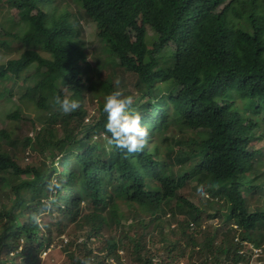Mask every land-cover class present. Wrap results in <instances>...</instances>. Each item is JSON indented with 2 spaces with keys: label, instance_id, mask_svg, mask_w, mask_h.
I'll use <instances>...</instances> for the list:
<instances>
[{
  "label": "trees",
  "instance_id": "trees-1",
  "mask_svg": "<svg viewBox=\"0 0 264 264\" xmlns=\"http://www.w3.org/2000/svg\"><path fill=\"white\" fill-rule=\"evenodd\" d=\"M8 1L20 17L1 16L0 52L4 48L19 57L0 63V85L13 80L8 94L16 91L18 103L32 108L34 116L9 115L25 131L18 140L0 130V188L8 189L11 200L0 210V250H6L0 264H18L17 259L35 264L31 253L48 248L54 230L62 234L64 221L81 219L80 230L88 234L75 244L79 255L64 250L68 264L82 259L122 264L119 247L130 252L134 264H152L154 258L163 264H249L253 250L264 261V165L254 163L261 150H248L256 126L242 123L241 112L242 106H252V115L264 113V7L248 0ZM80 12L97 27L104 43L101 56L119 52L123 57L119 37L127 28L134 32L136 59L123 57L126 62L118 66L131 73L123 94L134 97L133 108L151 134L148 146L134 157L107 144L103 105L119 89L93 65L81 82L87 69ZM138 16L153 35L152 49ZM161 58H168L173 69L162 71ZM17 82L21 88L16 90ZM85 86L90 103L97 104L91 122L81 100L80 109L67 115L53 103L57 95L77 99ZM188 133L195 150L182 148ZM165 144L177 148L168 151ZM25 153L49 160L21 167L17 157ZM52 175L62 183L55 192L47 187ZM201 184L211 196L209 205L217 208L209 217L224 209L223 222L230 224L235 240L226 230L200 228L202 209L185 190L196 194ZM237 184L251 189L247 199ZM216 185L230 188L221 200ZM254 200L263 206L250 209ZM33 214L48 216L43 227L33 223ZM91 237L98 242L94 253Z\"/></svg>",
  "mask_w": 264,
  "mask_h": 264
},
{
  "label": "rangeland",
  "instance_id": "rangeland-1",
  "mask_svg": "<svg viewBox=\"0 0 264 264\" xmlns=\"http://www.w3.org/2000/svg\"><path fill=\"white\" fill-rule=\"evenodd\" d=\"M249 3L253 2V5L260 8L264 7V0H248ZM9 1L8 0H0V19H2L3 14H9L10 17L14 21H18L19 17L18 14H16L15 9H10L7 5ZM63 8V7H61ZM82 14V12H80ZM1 21V20H0ZM137 22L140 26H142L147 31V38L146 43L149 49H152V33L150 32L149 26L146 24L145 20L141 17H137ZM81 27L83 28L82 35L80 36V50L83 52L84 56L86 57V60L84 63H86V74L82 73L81 76V82H85L86 75L89 72V68L91 65H93V68L97 71V73H101L104 75V77L109 78L107 81H109L111 84H113V88L121 90L123 93H125L126 89L130 88V85L132 83V76L131 73H127L125 75L126 71L122 69V66H118L120 63H124L126 61L122 60V58H128V59H136L135 54L132 52V46L135 42V35L134 32L131 29H128L125 31L124 34L120 35V41L119 44L121 46V53L124 54L123 57H119V52H111V53H105L103 56H101V48L104 46V43L100 41L97 38L98 30L96 25L91 21L84 17L82 14L81 21H80ZM172 44L169 43V47L172 48ZM19 57V53H13V52H7L4 48H2V51L0 52V63L6 62L9 59H14ZM84 63L80 64V66L83 68ZM121 65V64H120ZM78 66L79 70L81 67ZM161 70H171L172 63L168 58H161L160 62ZM91 74V72H90ZM23 74L22 76H24ZM119 80V85L116 84V81ZM91 80L88 82L90 83ZM13 80H10L8 82L3 83L0 85V130L5 129L8 133V135L12 136L13 140H18L24 136L25 131L20 129V124L16 121H13L9 118V115H14L15 113H18L19 118L26 119L27 117H33V109L29 108L25 105V108L18 103L19 95L15 91L13 95L8 94V90L10 86L12 85ZM87 82L85 84H88ZM163 84H159L158 87L161 89ZM21 88V84L17 82L16 90ZM60 89H64V85L59 86ZM180 90V86H177L174 90V94H176ZM173 94V95H174ZM79 96V95H78ZM77 100L82 101V108L86 112V119H89V122H91L92 114L95 115L94 108L96 107L95 104L90 103V94L88 93V88L85 86L84 92L80 94L79 97H77ZM235 101L238 104H241L242 102L238 99H235ZM252 109V106L250 107ZM244 108L242 106L241 112L243 115V121L242 123L247 122H253L256 126V132H255V138L250 140L248 145L249 151H255V150H261V156L254 161V163H259L263 161L264 165V113L260 114L259 112L257 114L252 115L251 110ZM39 128V127H38ZM197 133H201L200 129H195ZM61 132V131H60ZM175 129L171 131L172 136L176 135ZM96 137V136H95ZM186 143L182 144V148H185L187 150H195L197 143L195 141H189V133L186 134L185 137ZM97 140V139H96ZM166 146L165 149L175 150L177 146H170V145H164ZM198 151V148L196 149ZM60 156L56 157L53 161L58 162ZM49 160L48 158H46ZM18 164L21 167H24L27 165H35V166H42L43 163L47 164L45 160V157L41 155L31 154V153H25V154H19L17 157ZM44 168V167H43ZM57 168V167H56ZM31 175L28 176H22V179L30 178ZM54 177V175L51 176V179ZM214 189L220 191L218 195V200H221L222 197L226 196L229 193V186L225 187H215ZM239 193L244 196V198L247 199V195L251 189L248 187H244L241 185H238ZM8 191V189H7ZM6 188L2 187L0 188V210L8 208L11 205V200L9 199V194L7 193ZM186 196L193 204L200 207L202 209V224L201 229L206 230V232H214L217 231L218 234L224 233V230H226L228 237L233 238L235 240L237 238L236 234H232L234 232H231L228 230V226L230 224H224L223 220V214H225V210L221 209L219 214L211 218L209 216H212L214 213H216V206L215 205H209V202L212 200L211 196L204 192V194H194V192L189 189L185 190ZM208 196V197H207ZM263 206V203L260 201H255L251 203L250 209L256 207ZM42 219H48V216L45 215H39ZM80 222H82V219L79 220L74 224H69V221L63 222V233L60 234L56 230L52 233V241L48 248L40 249L39 251H34L31 253V256L35 258V264H68L67 259V253L64 252V250L67 248L70 252H76L77 255L80 254V249H76L75 244H79L81 240L84 238V235L86 236L88 232L86 233L82 232L80 229V225H78ZM3 226V223L0 222V228ZM173 227H175V224H173ZM1 230V229H0ZM231 232V234H230ZM105 236L110 235L108 230H105L103 232ZM153 237L155 238L156 235L154 234ZM199 240V239H198ZM77 241V242H76ZM88 244L90 245V248L93 249V253L97 252V238L94 239V237H91L88 241ZM248 248H250L248 246ZM251 250V248H250ZM6 252L5 249L3 251L0 250V258L4 259V253ZM254 256H252V261L249 264H264L263 260H259V250H253ZM118 254L121 259L122 264H134L131 261V255L130 252L125 249L119 247ZM10 258H15L14 256L10 255L8 256ZM14 262L19 264V259L15 260ZM163 261L161 259L154 258L152 260V264H163ZM109 264H115V261H112V259L108 260ZM9 264V263H6ZM182 264H188L186 260L182 261Z\"/></svg>",
  "mask_w": 264,
  "mask_h": 264
},
{
  "label": "clouds",
  "instance_id": "clouds-1",
  "mask_svg": "<svg viewBox=\"0 0 264 264\" xmlns=\"http://www.w3.org/2000/svg\"><path fill=\"white\" fill-rule=\"evenodd\" d=\"M55 0H53V4ZM43 11H47L46 8ZM36 14V11H33ZM18 14V13H16ZM119 85V80L116 81ZM53 103L64 114L76 112L81 107V102L77 99L54 97ZM134 97L132 95H124L121 90H114L105 97L103 111L107 115L105 131L107 134V144L115 149L124 152L126 157L142 153L148 146L151 134L149 128L143 125V116L141 112L133 108ZM49 191L55 192L61 189L62 183L53 177L47 185ZM209 187H212L211 185ZM215 187H219L216 185ZM205 185L201 184L197 187L198 194H204ZM56 201L50 200L48 206L51 207ZM32 221L35 225L43 227L41 218L37 214H33ZM12 255V254H10ZM80 264H91L90 259H82Z\"/></svg>",
  "mask_w": 264,
  "mask_h": 264
},
{
  "label": "built area",
  "instance_id": "built-area-1",
  "mask_svg": "<svg viewBox=\"0 0 264 264\" xmlns=\"http://www.w3.org/2000/svg\"><path fill=\"white\" fill-rule=\"evenodd\" d=\"M260 264V263H259Z\"/></svg>",
  "mask_w": 264,
  "mask_h": 264
}]
</instances>
